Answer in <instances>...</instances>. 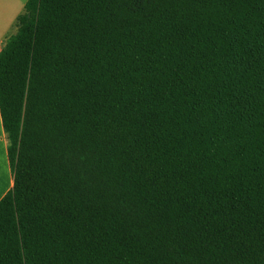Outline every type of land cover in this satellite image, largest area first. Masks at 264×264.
<instances>
[{
    "label": "trees",
    "instance_id": "obj_1",
    "mask_svg": "<svg viewBox=\"0 0 264 264\" xmlns=\"http://www.w3.org/2000/svg\"><path fill=\"white\" fill-rule=\"evenodd\" d=\"M0 50V264H264V0H27Z\"/></svg>",
    "mask_w": 264,
    "mask_h": 264
},
{
    "label": "crops",
    "instance_id": "obj_2",
    "mask_svg": "<svg viewBox=\"0 0 264 264\" xmlns=\"http://www.w3.org/2000/svg\"><path fill=\"white\" fill-rule=\"evenodd\" d=\"M27 0H0V19L17 21V17L24 11V5ZM17 30V29H16ZM4 41L0 42V50L4 45ZM8 140L3 129L2 116L0 112V200L13 186V170L11 168L8 155Z\"/></svg>",
    "mask_w": 264,
    "mask_h": 264
},
{
    "label": "rangeland",
    "instance_id": "obj_3",
    "mask_svg": "<svg viewBox=\"0 0 264 264\" xmlns=\"http://www.w3.org/2000/svg\"><path fill=\"white\" fill-rule=\"evenodd\" d=\"M17 21L15 19L8 20L0 19V42L7 41V39L16 32ZM1 47V46H0Z\"/></svg>",
    "mask_w": 264,
    "mask_h": 264
}]
</instances>
